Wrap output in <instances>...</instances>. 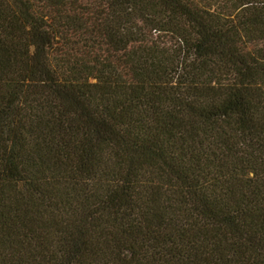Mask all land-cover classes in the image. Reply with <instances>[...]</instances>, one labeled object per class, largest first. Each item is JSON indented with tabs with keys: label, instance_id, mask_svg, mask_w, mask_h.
I'll return each mask as SVG.
<instances>
[{
	"label": "trees",
	"instance_id": "1",
	"mask_svg": "<svg viewBox=\"0 0 264 264\" xmlns=\"http://www.w3.org/2000/svg\"><path fill=\"white\" fill-rule=\"evenodd\" d=\"M261 97L264 0H0V264H264Z\"/></svg>",
	"mask_w": 264,
	"mask_h": 264
},
{
	"label": "rangeland",
	"instance_id": "2",
	"mask_svg": "<svg viewBox=\"0 0 264 264\" xmlns=\"http://www.w3.org/2000/svg\"><path fill=\"white\" fill-rule=\"evenodd\" d=\"M94 80V79H93ZM210 90H216L218 92V94L220 93H225L227 91V88L226 87H223V86H215V85H212L210 88H207L206 91H210ZM263 103H264V99L261 97ZM36 227L39 228L40 232H43L45 230H47L49 228V225L45 222H37L36 223Z\"/></svg>",
	"mask_w": 264,
	"mask_h": 264
}]
</instances>
